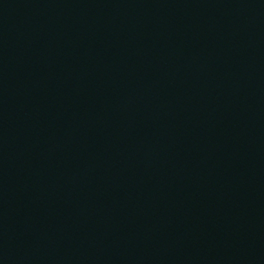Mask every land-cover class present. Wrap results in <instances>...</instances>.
Instances as JSON below:
<instances>
[{
    "label": "water",
    "instance_id": "95a60500",
    "mask_svg": "<svg viewBox=\"0 0 264 264\" xmlns=\"http://www.w3.org/2000/svg\"><path fill=\"white\" fill-rule=\"evenodd\" d=\"M0 264H264V0H0Z\"/></svg>",
    "mask_w": 264,
    "mask_h": 264
}]
</instances>
